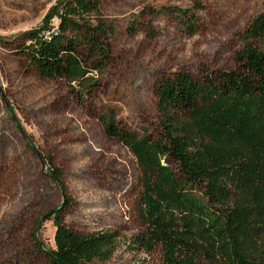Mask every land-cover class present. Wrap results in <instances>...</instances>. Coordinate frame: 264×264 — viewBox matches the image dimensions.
I'll use <instances>...</instances> for the list:
<instances>
[{
    "label": "rangeland",
    "instance_id": "1",
    "mask_svg": "<svg viewBox=\"0 0 264 264\" xmlns=\"http://www.w3.org/2000/svg\"><path fill=\"white\" fill-rule=\"evenodd\" d=\"M55 1L0 0V264H46L35 239L54 246L53 216H45L54 208L79 232H117L111 257L88 264H161L159 247L129 245L142 230L135 161L104 135L100 117L157 137L158 81L233 69L240 34L264 0H98L112 27L109 59L81 97L67 79L39 76L19 51ZM166 7L190 10L194 31Z\"/></svg>",
    "mask_w": 264,
    "mask_h": 264
},
{
    "label": "trees",
    "instance_id": "2",
    "mask_svg": "<svg viewBox=\"0 0 264 264\" xmlns=\"http://www.w3.org/2000/svg\"><path fill=\"white\" fill-rule=\"evenodd\" d=\"M166 11L194 31L190 10ZM111 30L98 0H56L42 25L24 33L19 51L39 76L65 78L81 97L109 59ZM240 38L233 69L198 76L179 70L158 81L157 137L137 136L112 116L100 117L104 135L126 146L135 161L142 230L129 245L145 252L159 247L161 264H264V11ZM57 211L45 214L53 216L54 246L35 239L46 264L111 257L115 230L79 232Z\"/></svg>",
    "mask_w": 264,
    "mask_h": 264
}]
</instances>
